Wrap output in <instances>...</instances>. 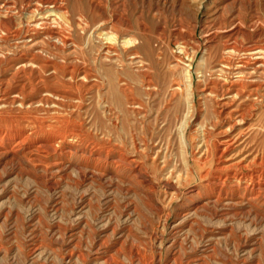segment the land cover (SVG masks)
Returning a JSON list of instances; mask_svg holds the SVG:
<instances>
[{
  "label": "rangeland",
  "instance_id": "374dc122",
  "mask_svg": "<svg viewBox=\"0 0 264 264\" xmlns=\"http://www.w3.org/2000/svg\"><path fill=\"white\" fill-rule=\"evenodd\" d=\"M0 11V264H264V52L221 69L217 49L236 23L244 44H264V0H0ZM221 100L233 116L216 115Z\"/></svg>",
  "mask_w": 264,
  "mask_h": 264
},
{
  "label": "bare ground",
  "instance_id": "6f19581e",
  "mask_svg": "<svg viewBox=\"0 0 264 264\" xmlns=\"http://www.w3.org/2000/svg\"><path fill=\"white\" fill-rule=\"evenodd\" d=\"M6 3V2H5ZM50 3V2H49ZM49 3H47L48 5H49ZM12 4V3H11ZM46 4V3H45ZM55 4V3H54ZM14 5V4H13ZM43 7V6H42ZM4 8V7H3ZM13 8V7H12ZM11 8V9H12ZM44 8V7H43ZM215 9H214V12H215V14L217 13V11H220V10H222V9H220V10H217V7H214ZM222 8V7H221ZM15 9V8H14ZM61 9V8H60ZM3 10V9H2ZM52 10V9H51ZM36 11V10H35ZM0 12H2V11H0ZM7 12V11H6ZM39 12V11H38ZM209 12V11H208ZM9 13V12H8ZM206 15V14H205ZM46 17V16H45ZM216 18H218V17H222V14L221 13H219L218 15L216 14V16H215ZM214 18V17H213ZM231 20V19H230ZM238 20V19H237ZM218 22V21H217ZM233 22V21H232ZM232 22H230V23H232ZM236 22V21H235ZM239 23H241V22H239ZM6 24V23H5ZM221 22H219V25L217 26V27H221ZM222 27H225V25H223ZM244 27V26H243ZM16 30V29H15ZM14 30V31H15ZM224 31H226L225 32V37H226V40H224V42H222V44L217 48V49H219V50H221V52L225 55V57L223 58V59H221L220 60V62H219V64H220V66H221V69H223L224 67H230L231 65H232V60H231V58H230V56L231 55H233V54H236V53H240V52H243V53H245V54H257V53H263L264 52V44H261L258 40H252V41H250V42H248V43H246V44H244L242 41H241V39H239V35L241 36V37H244L245 36V34L244 33H242L241 31H240V26H239V24L238 23H236V24H234V26L233 27H231V28H229V30H224ZM59 33V32H58ZM210 32L208 31V34H209ZM62 34V33H61ZM207 34V33H206ZM205 34V35H206ZM111 35V34H110ZM214 35H215V33H214ZM210 36V35H209ZM213 36V35H212ZM28 37V36H27ZM56 37H57V35H56ZM216 37V36H215ZM254 37V36H253ZM32 38V37H31ZM51 38V37H50ZM20 39V38H19ZM28 39V38H27ZM108 39V38H107ZM259 39V38H258ZM11 41V40H10ZM19 41V40H18ZM17 41V42H18ZM27 41V40H26ZM131 41V40H130ZM208 41V40H207ZM6 42V41H5ZM47 42V41H46ZM19 43V42H18ZM17 43V44H18ZM22 43V42H21ZM28 43V42H27ZM106 44V43H105ZM207 44V43H206ZM68 45V44H67ZM18 46V45H17ZM54 46H55V44H54ZM210 46V45H209ZM8 47V46H7ZM35 47V46H34ZM207 47V46H206ZM23 48V47H22ZM25 48H26V46H25ZM24 48V49H25ZM43 48V47H42ZM61 48V47H60ZM6 49V48H5ZM38 49V48H37ZM103 49V48H102ZM109 49H111V48H109ZM180 49L182 50V54H184V52L186 51V47L183 45V46H181L180 47ZM17 50V49H16ZM20 50V49H19ZM106 50H108V49H105V52H106ZM112 51H114L113 49H111ZM24 51H26V50H24ZM23 51V52H24ZM47 51V50H46ZM49 51V50H48ZM28 52H30V51H28ZM115 52V51H114ZM21 53V52H20ZM32 53V52H31ZM134 53V52H133ZM132 54V53H131ZM138 54V53H137ZM178 54V53H177ZM32 55H33V53H32ZM36 55V54H35ZM62 55V54H61ZM102 55V54H101ZM129 55V54H128ZM134 55H135V53H134ZM186 55V54H185ZM258 55V54H257ZM261 55H264V54H261ZM19 56V55H18ZM64 56V55H63ZM254 56V55H253ZM259 56V55H258ZM20 57V56H19ZM22 57H23V55H22ZM25 57V56H24ZM76 57V56H75ZM133 57V56H132ZM136 57V56H135ZM177 57V56H176ZM14 58V57H13ZM30 58V57H29ZM33 58H34V55H33ZM129 58V57H128ZM138 58V57H137ZM141 58V57H140ZM264 58V57H263ZM263 58H261V59H263ZM25 59V58H24ZM26 59H28L27 57H26ZM65 59V58H64ZM186 59V58H185ZM188 59H191V57L189 56L188 57ZM53 60V59H52ZM178 60H180V57H178ZM9 61V60H8ZM29 61H31L30 59H29ZM45 61V60H44ZM186 61V60H185ZM10 62V61H9ZM14 62V61H13ZM35 62H36V60H35ZM54 62V61H53ZM140 62V61H139ZM187 62V61H186ZM11 63V62H10ZM34 63V62H33ZM52 63V62H51ZM57 63V62H56ZM141 63V62H140ZM203 63V62H202ZM245 63V62H244ZM262 64V63H261ZM14 65V64H13ZM16 65V64H15ZM38 65V64H37ZM48 65V64H47ZM53 65V64H52ZM59 65V64H58ZM142 65V64H141ZM235 65V64H234ZM256 65V64H255ZM259 65V64H258ZM43 66H46V65H43ZM60 66V65H59ZM58 66V67H59ZM64 66V65H63ZM72 66V65H71ZM79 66V65H78ZM223 66V67H222ZM260 66V65H259ZM50 67H51V65H50ZM74 67V66H73ZM141 67H143V66H141ZM185 67V66H184ZM187 67L189 68L190 67V63H187ZM247 67H249V66H247ZM11 68V67H10ZM40 68V67H39ZM42 68V67H41ZM51 68H53V66L51 67ZM61 68V67H60ZM76 68H78V67H76ZM252 68V67H251ZM263 68V67H262ZM54 69V68H53ZM63 69H66L65 67L63 68ZM74 70H76L75 68H73ZM231 69V68H230ZM84 70H86V69H84ZM236 70V69H235ZM263 70V69H262ZM7 71V70H6ZM54 71H56V69L54 70ZM66 71V70H65ZM79 71V70H78ZM81 71V70H80ZM44 72V71H43ZM46 72V71H45ZM67 72V71H66ZM185 72H187V71H185ZM188 72H189V70H188ZM239 72H240V70H239ZM59 73V72H58ZM77 73V72H76ZM83 73V72H82ZM249 73H250V71H249ZM67 74H69V73H67ZM91 74V73H90ZM235 74V73H234ZM239 74V73H238ZM242 74V73H241ZM251 74V73H250ZM27 75V74H26ZM75 75V74H74ZM193 75V74H192ZM63 76V75H62ZM258 77V76H257ZM256 77V78H257ZM239 78V77H238ZM254 78V77H253ZM34 80H35V78H34ZM21 81H22V79H21ZM145 82V81H144ZM190 83V82H189ZM188 84V83H187ZM208 84H210V83H208ZM230 84V83H229ZM47 86H50L49 84H46ZM177 85V84H176ZM228 85V84H227ZM19 85H17V87H18ZM55 86V85H54ZM189 86V85H188ZM207 86V85H206ZM231 86L232 85H230L229 86V88H227L228 89V91L229 92H232V91H235V94H240V92H241V89H230L231 88ZM245 86V85H244ZM250 86V85H249ZM44 87H46V86H44ZM190 87H191V85H190ZM241 87H243V85L241 86ZM248 87V86H247ZM251 87V86H250ZM187 88V87H186ZM19 89V88H18ZM54 89H55V87H54ZM60 89V88H59ZM192 89V88H191ZM226 89V88H225ZM15 90V89H14ZM43 90H44V88H43ZM43 90H40V91H43ZM61 90V89H60ZM59 90V91H60ZM63 90V89H62ZM61 90V91H62ZM188 90V89H187ZM205 90H208V92H210V93H213L214 92V90H213V87L211 86V87H208L207 89H205ZM223 90H224V88H223ZM248 90H250V89H248ZM248 90H246L247 92H248ZM256 90V89H255ZM8 90H6V92H7ZM33 91V90H32ZM50 91H53L54 92V90H50ZM56 91V90H55ZM61 91H60V93H61ZM225 91V90H224ZM245 91V92H246ZM4 92V91H3ZM11 92V91H10ZM9 92V93H10ZM34 92H36V91H34ZM48 92V91H47ZM63 92V91H62ZM202 92V91H201ZM226 92V91H225ZM13 93H14V91H13ZM63 93H65V92H63ZM188 93H189V91H188ZM207 93V92H206ZM258 93V92H257ZM29 94V93H28ZM190 94V93H189ZM227 94V93H226ZM243 94V93H242ZM256 94V93H255ZM3 95H5V94H3ZM2 95V96H3ZM31 95V94H30ZM40 94H38V96H39ZM21 96V95H20ZM19 96V97H20ZM222 96H224L223 94H222ZM239 96V95H238ZM247 96V95H246ZM6 97H7V95H6ZM26 97V96H25ZM31 97H33V96H31ZM35 97H36V95H35ZM7 98H9V97H7ZM54 98V97H53ZM134 98V97H133ZM219 98V97H218ZM2 99V98H1ZM18 99V98H17ZM54 100H56L55 98H54ZM53 100V101H54ZM189 100V99H188ZM219 100V99H218ZM224 100V99H223ZM231 100V99H230ZM57 101V100H56ZM139 101V100H138ZM222 101V100H221ZM217 101V104H218V106H219V108L216 110V115H232L233 116V114L235 113L234 112V110H225V107H227V102L226 101ZM235 101V100H234ZM1 102V101H0ZM4 102H5V99H4ZM189 102V101H188ZM15 103V102H14ZM35 103V102H34ZM233 103V102H232ZM25 104V103H24ZM46 104V103H45ZM55 104V103H54ZM134 104V103H133ZM138 104V103H137ZM231 104V103H230ZM233 105V104H232ZM133 108H135V107H133ZM227 109V108H226ZM238 111V110H237ZM238 115H243L242 113L241 114H238ZM245 115V114H244ZM41 116V115H40ZM52 118H54V117H52ZM15 119V118H14ZM20 119V118H19ZM69 119V118H68ZM224 119V118H223ZM243 119V117L242 116H240L238 119H237V122L238 121H241ZM57 120V119H56ZM59 120V119H58ZM57 120V121H58ZM225 120V119H224ZM6 121V120H5ZM36 121V120H35ZM35 121L33 122V123H35ZM51 121V120H50ZM50 121H48V123L50 122ZM53 121H55V120H53ZM63 121V120H62ZM66 122H67V120H65ZM64 121V122H65ZM40 122V121H39ZM38 122V123H39ZM47 122V121H46ZM59 122H61V120L59 121ZM73 122V121H72ZM214 122V121H213ZM32 123V122H31ZM47 123V124H48ZM52 123V122H51ZM57 123V122H56ZM63 123V122H62ZM68 123H69V121H68ZM222 124H223V122H221ZM18 124V123H17ZM39 124H41V123H39ZM44 124V123H43ZM67 124V123H66ZM65 124V125H66ZM31 125V124H30ZM34 125V124H33ZM36 125V124H35ZM53 125V123L51 124V126ZM55 125V124H54ZM76 125V124H75ZM236 125V119L234 120V122L233 123H230V124H227V126L225 127V129H224V131L223 132H225L226 130H232L233 128H234V126ZM29 126V125H28ZM47 126V125H46ZM45 126V127H46ZM50 126V125H49ZM61 126H64V125H61ZM70 126H71V124H70ZM213 126H217V123L216 124H213ZM16 127V126H15ZM22 127H23V125H22ZM25 127V126H24ZM58 127V126H57ZM195 127V126H194ZM17 128V127H16ZM26 128H27V126H26ZM36 128V127H35ZM52 128V127H51ZM55 128V127H54ZM53 128V129H54ZM71 128H72V126H71ZM78 128V127H77ZM218 128V127H217ZM221 128V127H220ZM63 129H65V128H63ZM62 129V130H63ZM32 130H33V128H32ZM51 130V129H50ZM57 130H58V128H57ZM77 130H79V129H77ZM216 130V129H215ZM41 131V130H40ZM45 131V130H44ZM47 131V130H46ZM52 131V130H51ZM50 131V132H51ZM55 130H53V132H54ZM61 131V130H60ZM81 131V130H80ZM33 132V131H32ZM35 132V131H34ZM72 132V131H71ZM87 132V131H86ZM86 132L84 133V134H86ZM16 133H17V131H16ZM23 133V132H22ZM25 133V132H24ZM39 133H42V132H39ZM57 133V132H56ZM73 133V132H72ZM82 133V132H81ZM80 133V134H81ZM71 134V133H70ZM69 134V135H70ZM77 134V133H76ZM57 135H60V134H58L57 133ZM62 135V134H61ZM72 135V134H71ZM70 135V136H71ZM78 135V134H77ZM244 135V134H243ZM54 136V135H53ZM74 136V135H73ZM76 136V135H75ZM88 136V135H87ZM29 137V136H28ZM27 137V138H28ZM45 137V136H44ZM56 137V136H55ZM59 137V136H58ZM80 137V136H79ZM83 137V136H82ZM90 137H92V136H90ZM21 138V137H20ZM33 138V137H32ZM31 138V139H32ZM64 138V137H63ZM68 138V137H67ZM81 138V137H80ZM18 139V138H17ZM22 139V138H21ZM26 139V138H25ZM76 139V138H75ZM93 139V138H92ZM1 140V139H0ZM52 140V139H51ZM55 140V139H54ZM53 140V141H54ZM62 140H64V139H62ZM77 140V139H76ZM80 140V139H79ZM90 140V139H89ZM134 140V139H133ZM16 141V140H15ZM29 141V140H28ZM59 141V140H58ZM83 141V140H82ZM85 141H87V140H85ZM94 141V140H93ZM95 141H97V140H95ZM135 141V140H134ZM21 142V141H20ZM73 142H74V140H73ZM233 142H235L234 141V139L229 135V134H227L226 136H224L222 139L220 138V140L218 141V144H219V156L221 157L222 155H224L225 154V152H227V150L229 149V148H231V146L232 145H234L233 144ZM34 143V142H33ZM55 143H56V141H55ZM61 143H62V141H61ZM69 143H71V141H70V139H69ZM75 143V142H74ZM77 143V142H76ZM84 143V142H83ZM100 143V142H99ZM21 144V143H20ZM36 144V143H35ZM57 144V143H56ZM68 144V143H67ZM80 144V143H79ZM97 144V143H96ZM103 144V143H102ZM11 145H13V144H11ZM54 145V144H53ZM78 145V144H77ZM93 145V144H92ZM99 145V144H98ZM19 146V145H18ZM36 146V145H35ZM71 146V145H70ZM76 146V145H75ZM75 146H73V147H75ZM80 146V145H79ZM87 146V145H86ZM100 146V145H99ZM118 146V145H117ZM135 146V145H134ZM15 147V146H14ZM23 147V146H22ZM31 147V146H30ZM58 147V146H57ZM77 147V146H76ZM94 147V146H93ZM98 147V146H97ZM107 147V146H106ZM112 147V146H111ZM135 147H137V146H135ZM6 147L3 145V143H0V150H2V149H5ZM27 148V147H26ZM25 148V149H26ZM55 148V147H54ZM86 148V147H85ZM88 148V147H87ZM103 148V147H102ZM138 148V147H137ZM12 149V148H11ZM74 149V148H73ZM95 149V148H94ZM106 149H108V148H105V150ZM136 149V148H135ZM140 149V148H139ZM216 149V148H215ZM42 150V149H41ZM45 150V149H44ZM59 150V149H58ZM102 150V149H101ZM100 150V151H101ZM104 150V149H103ZM104 150V151H105ZM194 150V149H193ZM217 150V149H216ZM69 151H70V149H69ZM71 151H72V149H71ZM70 151V152H71ZM90 151V150H89ZM114 151V150H113ZM120 151V150H119ZM138 151V150H137ZM23 152H25V151H23ZM51 152H53V151H51ZM75 152V151H74ZM121 152V151H120ZM22 153V152H21ZM29 153V152H28ZM36 153H37V151H36ZM47 153H49L48 152V150H47ZM79 153H81V152H79ZM84 153H85V151H84ZM92 153V152H91ZM104 153V152H103ZM107 153H109V152H107ZM110 153H111V151H110ZM123 153V152H122ZM217 153V152H216ZM22 154H24V153H22ZM51 154V153H50ZM63 154V153H62ZM83 153H81V155H82ZM99 154V153H98ZM37 155H39V154H37ZM74 155V154H73ZM94 155V154H93ZM119 155V154H118ZM121 155V154H120ZM119 155V157H121ZM126 155V154H125ZM146 155V154H145ZM3 156H5V159L6 160H8V161H11V160H13V159H17V158H20V157H22L21 156V154L19 153V150H10V151H8V152H6L5 153V155H3ZM36 156V155H35ZM41 156V155H40ZM45 156V155H44ZM47 156V155H46ZM79 156V155H78ZM86 156V155H85ZM92 156V155H91ZM147 156V155H146ZM43 157V156H42ZM71 157V156H70ZM97 157V156H96ZM133 157V156H132ZM156 157H158V156H156ZM38 158V157H37ZM66 158V157H65ZM73 158V157H72ZM89 158V157H88ZM98 158V157H97ZM101 158V157H100ZM131 158V157H130ZM151 158V157H150ZM3 159H4V157H3ZM78 159V158H77ZM109 159V158H108ZM124 159H125V156H124ZM22 161H24L23 159H21ZM28 160V159H27ZM54 160H56V159H54ZM145 160V159H144ZM26 161V160H25ZM87 161V160H86ZM96 161V160H95ZM130 160H128L127 162H129ZM62 162V161H61ZM80 162V161H79ZM78 162V163H79ZM97 162V161H96ZM113 162V161H112ZM144 162V161H143ZM3 163V162H2ZM24 163V162H23ZM32 163V162H31ZM60 163V162H59ZM65 163V162H64ZM63 163V164H64ZM70 163V162H69ZM103 163V162H102ZM110 163V162H109ZM119 163V162H118ZM37 164V163H36ZM58 164V163H57ZM62 164V165H63ZM86 164V163H85ZM114 164V163H113ZM122 164V163H121ZM230 164V163H229ZM34 164H32V166H33ZM51 165V164H50ZM61 165V164H60ZM93 165V164H92ZM116 165V164H115ZM133 165V164H132ZM220 165V164H219ZM239 165V164H238ZM37 166V165H36ZM80 166V165H79ZM100 166V165H99ZM105 166V165H104ZM113 166V165H112ZM111 166V167H112ZM125 166V165H124ZM231 166H233V163H232V165ZM241 166V165H240ZM50 167L52 168V165L51 166H49V169H50ZM98 167V166H97ZM138 167H139V165H138ZM217 167V166H216ZM215 167V168H216ZM219 167V166H218ZM236 167V166H235ZM125 168V167H124ZM140 168V167H139ZM220 168H225L226 169V167L225 166H221ZM228 168V167H227ZM242 168V167H241ZM59 169V168H58ZM129 169V168H128ZM132 169V168H131ZM136 169V168H135ZM141 169V168H140ZM217 169V168H216ZM46 170V169H45ZM48 170V169H47ZM120 170V169H119ZM237 170V169H236ZM141 171V170H140ZM218 171H220V169L218 170ZM239 171V170H238ZM261 171V170H260ZM80 172V175L81 176H83V177H85L86 175H87V173L85 172V171H83V170H80L79 171ZM223 172V171H222ZM244 172V171H243ZM108 173V172H107ZM111 173V172H110ZM232 173V172H231ZM91 174V173H90ZM92 174H93V172H92ZM95 174V173H94ZM136 174V173H135ZM138 174V173H137ZM136 174V175H137ZM140 174V173H139ZM138 174V175H139ZM145 174V173H144ZM213 174V173H212ZM252 174H254L253 172H252ZM262 174V173H261ZM104 175V174H103ZM206 174H204L203 176H205ZM213 175H215V174H213ZM231 175V174H230ZM233 175V174H232ZM246 175V174H245ZM251 175V174H250ZM94 176V175H93ZM142 176V175H141ZM148 176V175H147ZM147 176H142V181H144L145 183H148L150 186H152V183H151V179H149ZM179 176V175H178ZM261 176V175H260ZM263 176V175H262ZM140 177V176H139ZM235 177V176H234ZM247 177V176H246ZM101 178V177H100ZM130 178V177H129ZM136 178V177H135ZM248 178H250V177H248ZM261 178V177H260ZM85 179V178H84ZM97 179V178H96ZM99 179V178H98ZM102 179V178H101ZM105 179V178H104ZM138 179V178H137ZM221 179V178H220ZM227 179V178H226ZM240 179V178H239ZM252 179V178H251ZM21 180V179H20ZM169 180V179H168ZM168 180H166V181H168ZM225 180V179H224ZM261 180V179H260ZM98 181V180H97ZM135 181V180H134ZM139 181V180H138ZM165 181V182H166ZM216 181V180H215ZM239 181V180H238ZM248 181L250 182V180L248 179ZM247 181V182H248ZM141 181H139V183H140ZM163 182V181H162ZM132 183V182H131ZM170 183V182H169ZM229 183V182H228ZM256 183V182H255ZM259 183V182H258ZM141 184V183H140ZM227 184V183H226ZM225 184V185H226ZM239 184V183H238ZM165 185V184H164ZM229 185V184H228ZM262 185L264 186V180H263V183H262ZM261 185V186H262ZM61 186V185H60ZM139 186V185H138ZM146 186V185H145ZM161 186H162V184H161ZM161 186H159V187H161ZM169 186H170V184H169ZM252 186V185H251ZM73 187V186H72ZM155 187V186H154ZM164 187V186H163ZM208 187V186H207ZM216 187V186H215ZM231 187V186H230ZM148 188V187H147ZM146 188V189H147ZM172 188H174L173 187V185H172ZM184 188V187H183ZM202 188V187H201ZM217 188H218V186H217ZM155 189V188H154ZM178 189H179V187H178ZM222 186H220L219 187V190L220 191H222ZM170 190V189H169ZM169 190H167V191H169ZM174 190V189H173ZM172 190V191H173ZM187 190V189H186ZM194 190V187L192 186L191 188H189V191H193ZM219 190H217L216 192H218ZM258 190V189H257ZM147 191V190H146ZM166 191V190H165ZM175 191H176V189H175ZM180 191V190H179ZM183 191V190H182ZM225 191V190H224ZM234 191H238V188L237 189H234ZM253 191V190H252ZM148 192V191H147ZM187 192V191H186ZM197 192V191H196ZM156 193V192H155ZM185 193V192H184ZM200 193V192H199ZM258 193V192H257ZM157 194V193H156ZM186 194V193H185ZM181 195V194H180ZM239 195V194H238ZM249 195H251V194H249ZM256 195V194H255ZM150 196V195H149ZM154 196V195H153ZM189 196V195H188ZM191 196V195H190ZM197 196V195H196ZM233 196H234V194H233ZM254 196V195H253ZM157 197V196H156ZM155 197V198H156ZM172 197V196H171ZM218 197V196H217ZM221 197H222V195H221ZM249 196H247V198H248ZM255 197H257V196H255ZM251 198V197H250ZM157 199V198H156ZM155 199V200H156ZM201 199H203V198H201ZM221 199V198H220ZM227 198H225V200H226ZM239 199V198H238ZM246 199V198H245ZM252 199V198H251ZM253 199H254V197H253ZM152 201H153V199H151ZM210 200V199H209ZM229 200H231V199H229ZM224 201V200H223ZM253 202H255L254 200H252ZM155 202V201H154ZM159 203H161V202H159ZM249 203V202H248ZM255 203H257V202H255ZM255 203H254V205H255ZM190 204V203H189ZM197 204V203H196ZM195 204V205H196ZM239 204V203H238ZM247 204V203H246ZM264 204V203H263ZM156 205V204H155ZM194 204H193V207L195 206ZM240 205V204H239ZM238 205V206H239ZM242 205V204H241ZM159 206H161V205H159ZM158 206V207H159ZM233 207V206H232ZM232 207H231V209H232ZM240 207V206H239ZM157 208V207H156ZM163 208V207H162ZM188 208V207H187ZM191 208V207H190ZM225 208V207H224ZM227 208V207H226ZM230 208V207H229ZM238 208V207H237ZM168 209V208H167ZM184 209V208H183ZM159 210V209H158ZM242 210H243V208H242ZM183 211V210H182ZM189 211V210H188ZM159 212H161V211H159ZM179 212V211H178ZM186 213V212H185ZM198 215V214H197ZM184 216V215H183ZM184 218V217H183ZM185 220V219H184ZM187 220V219H186ZM181 221V220H180ZM179 220H178V222H180ZM176 222V221H175ZM174 222V223H175ZM177 222V223H178ZM187 223V222H186ZM175 226V225H174ZM186 226V225H185ZM182 227V226H181ZM52 229V228H51ZM175 229V228H174ZM154 231V230H153ZM69 232V231H68ZM65 235V234H64ZM211 236V235H210ZM150 237V236H149ZM209 240H210V238H209ZM114 242V241H113ZM51 246V245H50ZM49 247V246H48ZM38 249V248H37ZM76 250V249H75ZM83 250V249H82ZM28 252V251H27ZM35 252V251H34ZM102 252V251H101ZM156 252V251H155ZM72 253V252H71ZM71 253L69 254V257L71 256L72 257V255H71ZM73 254V253H72ZM105 254V253H104ZM60 255V254H59ZM97 255V254H96ZM95 255V256H96ZM101 255V254H100ZM113 255V254H112ZM45 256V255H44ZM75 256V255H74ZM61 257V256H60ZM62 257H64V256H62ZM67 257V256H66ZM114 257V256H113ZM115 257H117V256H115ZM150 257H152V256H150ZM99 258V257H98ZM197 258H199V257H197ZM201 258V257H200ZM61 259V258H60ZM75 259H76V257H75ZM78 259V258H77ZM107 260H108V257H107ZM118 260V259H117ZM150 260V259H149ZM205 260V259H204ZM95 261H97V260H95ZM112 261V260H111ZM114 261V260H113ZM191 261V260H190ZM107 262V261H106ZM92 263H93V260H92ZM110 263H112V262H110ZM109 263V264H110ZM115 263V262H114ZM154 263V262H153ZM157 263V262H156ZM158 263H159V261H158ZM162 263V262H161Z\"/></svg>",
  "mask_w": 264,
  "mask_h": 264
}]
</instances>
